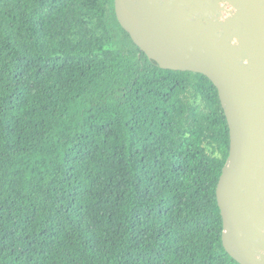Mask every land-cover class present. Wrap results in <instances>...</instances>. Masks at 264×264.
Returning <instances> with one entry per match:
<instances>
[{
    "label": "trees",
    "instance_id": "16d2710c",
    "mask_svg": "<svg viewBox=\"0 0 264 264\" xmlns=\"http://www.w3.org/2000/svg\"><path fill=\"white\" fill-rule=\"evenodd\" d=\"M218 89L161 68L115 0H0V264H239Z\"/></svg>",
    "mask_w": 264,
    "mask_h": 264
},
{
    "label": "water",
    "instance_id": "95a60500",
    "mask_svg": "<svg viewBox=\"0 0 264 264\" xmlns=\"http://www.w3.org/2000/svg\"><path fill=\"white\" fill-rule=\"evenodd\" d=\"M115 10L150 60L218 89L230 130L223 245L239 264H264V0H115Z\"/></svg>",
    "mask_w": 264,
    "mask_h": 264
}]
</instances>
